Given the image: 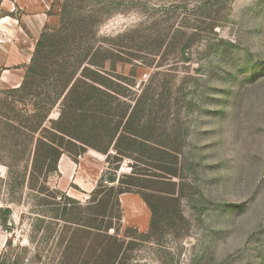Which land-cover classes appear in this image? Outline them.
Listing matches in <instances>:
<instances>
[{"label":"rangeland","instance_id":"374dc122","mask_svg":"<svg viewBox=\"0 0 264 264\" xmlns=\"http://www.w3.org/2000/svg\"><path fill=\"white\" fill-rule=\"evenodd\" d=\"M31 3L47 4L53 30L67 3L72 19H90L83 35L111 48L117 101L140 102L137 125L152 141L127 157L88 147L57 169L33 165L61 108L60 95L39 127L35 93L59 85L61 48L45 50L51 77L31 75L33 130L8 125L19 105L0 82V264H264V0H0V17Z\"/></svg>","mask_w":264,"mask_h":264},{"label":"trees","instance_id":"16d2710c","mask_svg":"<svg viewBox=\"0 0 264 264\" xmlns=\"http://www.w3.org/2000/svg\"><path fill=\"white\" fill-rule=\"evenodd\" d=\"M78 15L79 13H76L70 4L63 5L60 17L61 28L53 30L49 28V24L44 28L21 85L6 88L17 97L16 102L19 105L15 106L14 117L6 118L9 120L8 125L14 129L17 127L15 123H18L24 129L33 130L28 125L31 117L37 118L38 125L42 128L51 112L57 107V99L61 95L59 115L49 119L50 128L45 129L41 138L38 139L33 165H36V162L42 157L46 158L45 161L52 162L57 169V161L63 153H68L74 160H77L88 147L95 148L110 157V150L114 145L116 153L127 157L135 153L140 154L139 148L144 142L152 141V137L144 134L142 130L144 125L141 123L140 126L137 125L139 124L137 114L140 102L137 100L135 105L129 108L127 103L121 99L117 101L119 100L117 99L118 91L111 85L110 80L116 70L110 55L111 48L89 41V38L83 34L91 27L90 19H72ZM48 42H50V46H48ZM48 47L54 50L61 48V68L54 71L61 80H57L59 85L52 86L51 90L40 87V91L35 93L40 100V107L37 106L30 117L27 97L34 88L31 82L32 73L46 76L47 79L51 77H48L51 67L45 61L44 55ZM108 61L112 64L111 71L106 70ZM115 76L119 77V75ZM42 95H44L43 98ZM46 132L51 137L45 136ZM123 143L128 145L129 149L122 148ZM42 145H45L49 150L46 157L40 154ZM21 154L24 152L12 151L10 160L19 163L23 156ZM35 177V174H31L30 180L35 181ZM109 181L114 183L116 178L111 177ZM103 186L101 184L99 189ZM46 189H48L47 183L43 181L39 192H44ZM99 189L93 191L95 198L92 203L98 202L96 195L101 193L98 191ZM109 189H114V186ZM65 198L69 200V203L70 201L73 203L70 205L71 207L65 206V209L70 210L68 214H80V218L72 222L79 226H85L86 224L82 222V205L69 196L65 195ZM94 229L102 230L103 228L94 227ZM105 247L103 246L102 249ZM102 255H104V250L99 253V258Z\"/></svg>","mask_w":264,"mask_h":264},{"label":"crops","instance_id":"0c3cea01","mask_svg":"<svg viewBox=\"0 0 264 264\" xmlns=\"http://www.w3.org/2000/svg\"><path fill=\"white\" fill-rule=\"evenodd\" d=\"M29 6L30 12L22 16L6 14L0 17V67L11 74V77H1L0 82L8 88L21 85L24 69L31 62L42 30L50 19H55L47 11V4L31 3Z\"/></svg>","mask_w":264,"mask_h":264}]
</instances>
